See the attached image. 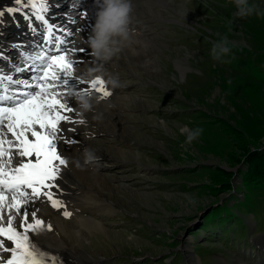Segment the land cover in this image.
Wrapping results in <instances>:
<instances>
[{"label":"rangeland","instance_id":"1","mask_svg":"<svg viewBox=\"0 0 264 264\" xmlns=\"http://www.w3.org/2000/svg\"><path fill=\"white\" fill-rule=\"evenodd\" d=\"M158 1L134 0L131 14L157 40V69L137 75L122 52L104 62L124 117L92 108L100 122H86L115 128L99 133L113 202L86 211L102 230L70 241L93 264H264V0L243 18L233 0ZM181 128L202 131L187 144ZM96 137L89 149L104 153Z\"/></svg>","mask_w":264,"mask_h":264},{"label":"snow or ice","instance_id":"2","mask_svg":"<svg viewBox=\"0 0 264 264\" xmlns=\"http://www.w3.org/2000/svg\"><path fill=\"white\" fill-rule=\"evenodd\" d=\"M14 2L18 7H9L7 12L23 13L24 8H29L30 13H23L24 18L33 33L39 32L41 40L37 44L40 51L25 57L31 63L15 69L17 73H31L27 80L0 72V264H49L50 260L56 264L55 258L41 250L33 235L45 229L51 231V225H46L37 216L38 209L29 205L44 197L53 208H65V217L71 216L57 196L62 167H67V160L61 155L64 149L60 146L58 150V144L61 140L65 144L76 143L64 136L66 131L75 129L61 125L84 123L69 115H78L71 106L74 99L70 98L95 92L103 99L112 93L106 89L103 78L85 81L76 74V68L90 53L72 44L69 37L75 32L67 24H53L46 18V14L55 15L49 11L50 0ZM62 6L60 0L51 2V7ZM4 15L5 11L0 10V17ZM88 15L85 12V23L77 31L89 27ZM33 16L41 22L40 28L33 24Z\"/></svg>","mask_w":264,"mask_h":264},{"label":"bare ground","instance_id":"3","mask_svg":"<svg viewBox=\"0 0 264 264\" xmlns=\"http://www.w3.org/2000/svg\"><path fill=\"white\" fill-rule=\"evenodd\" d=\"M51 2L52 0H50V3ZM60 2H62V0H60ZM64 2L65 1L63 0L62 4ZM132 2L134 11L136 9V5L134 3V0H132ZM71 3L79 6L78 9H80V11L78 13L72 12V15L74 16L73 19L76 21V23H71L68 25V27L73 32H75V35L71 37L70 40L77 49L85 48L87 49V52L90 53L89 56L85 57V62L81 63L79 67L76 68V73H85L89 68L94 67L97 63H103L105 72L115 77L108 71L107 66L104 62H97L95 60L87 43L88 37L91 34L93 25L95 23L96 12L98 10L95 0H77L75 1V3ZM159 4H162L161 0L158 1V5ZM9 7H17L14 0H0V10L5 11V15L0 17V25L2 24L3 26H5L6 16L10 14L7 12V8ZM65 8H67V4H63L62 7H56L55 9L57 10V12H62L63 10H65ZM67 10L70 11V9ZM85 12L89 13L87 17L89 27L84 31H77L79 26L85 23ZM145 24L146 21H136L135 19H133V15H131L130 27L135 31V37L133 43L129 47L124 48V50L122 51V55H124V58L129 63H131L130 61L136 62V64L138 62V67L131 66L130 69L134 71L135 74L138 73L137 71H135L136 68H139L141 70L157 69V64L154 62V59H151L153 57L155 58V53L153 52L149 55V51L147 50V48L157 50V40L151 39L142 34L143 32L141 30V27H143V25ZM2 28L3 27L0 26V34ZM78 55L84 56L83 53H78ZM113 61H115V57L112 60L108 61V63H111ZM79 77L85 81H90L92 79L82 78L83 76ZM101 78H103L106 82L108 76L105 75ZM80 87L83 88L86 87V85H81ZM105 87L112 94L107 98L101 99L99 93L93 92V108L100 112H103V117L108 116L110 121L111 119H114L116 121H119L121 119L123 120L124 116L122 115V113L124 111L120 106L115 107L114 105L117 100L124 99V97H121L120 94H118L120 88L122 87L120 86L118 88H112V86L107 82L105 83ZM72 99H74V103H72L71 106L75 109V112L78 113V115L72 113H70L69 115H72L73 119L83 120L84 123L75 125H61L62 127H65L67 129H75L74 131H66L64 133V136L65 138L74 139L76 143L65 144L63 143V140H61L58 144V150L60 146H62L64 149V151L61 152V155L67 160V167H62V179L57 182L60 185V190L57 192V196L60 200L63 201L66 206V210L71 213L72 217L70 219H65L63 217V213L60 216H56L49 210L32 204H30L29 207L33 210L38 209L37 216L42 219L46 225H51V231L45 229L38 234H33L35 240L38 242V246L47 254L48 257H54L56 264H93L97 260V258L89 254L84 249L75 247L74 243L70 241V237H75L76 235L81 237V235H83L85 232L84 230L90 231L92 229H103V225L100 223V221H97V218L94 216V214L88 215L86 214V211H88L89 209H95L97 207H101L102 210H110L112 207L113 201L111 198H109L108 194L111 193V190L113 188L112 183L115 180L114 178L116 177L105 173L109 170V168H105L106 166H104L103 163L104 160L107 159V157H110V155H108L110 153L108 152L109 148L106 145L105 141L99 138V136L101 135L99 133L113 134L111 132L115 128L113 130H110L111 128L106 129L104 124H102L101 122L102 126H104L101 129L99 126H97L96 122L100 121H98L95 111L92 109L91 111L81 115L77 98H70V100ZM120 114L122 115V117ZM86 120H95L96 122L87 123ZM120 123H122V121H120L119 124ZM89 125L96 126L98 127V129H93ZM120 126L121 125L117 124L116 127L118 128L116 129L121 130ZM92 135L93 137L97 136L96 138H98L99 142H101L106 151H104V153L94 151L95 154L100 158L99 162L85 164L84 151L85 149H89V146L93 145L95 141ZM114 149L119 153V155L122 154V150L120 148ZM76 161H79V167L75 163ZM54 191L56 190L54 189ZM78 211L79 213H77ZM17 224H19V220H17ZM75 243L78 247H81L79 246L80 242L78 241V239L75 241Z\"/></svg>","mask_w":264,"mask_h":264},{"label":"clouds","instance_id":"4","mask_svg":"<svg viewBox=\"0 0 264 264\" xmlns=\"http://www.w3.org/2000/svg\"><path fill=\"white\" fill-rule=\"evenodd\" d=\"M239 17H247L253 13L260 15L255 6H249L248 0H233ZM98 7L96 12L95 23L92 32L88 37V45L91 49V54L97 62H108L118 56L124 48L129 47L135 37V31L130 27L131 14L133 6L131 0H95ZM226 41L221 40L218 44L213 45L214 57L219 59L220 54H227L230 49L226 45ZM219 49V51H217ZM107 75V83L112 88L120 87L118 77H113L107 74L104 70L103 63H97L94 67L89 68L82 78H96ZM81 115L87 113L93 108L92 98L89 96H80L77 98ZM181 133H186L185 143L190 144L201 133V129L189 130L181 128ZM84 163H98L99 157L91 149L84 151ZM79 167V161L75 162Z\"/></svg>","mask_w":264,"mask_h":264},{"label":"trees","instance_id":"5","mask_svg":"<svg viewBox=\"0 0 264 264\" xmlns=\"http://www.w3.org/2000/svg\"><path fill=\"white\" fill-rule=\"evenodd\" d=\"M262 173H264V171Z\"/></svg>","mask_w":264,"mask_h":264}]
</instances>
